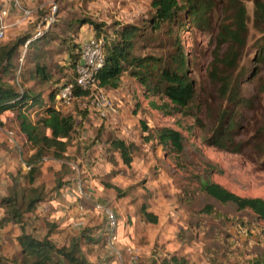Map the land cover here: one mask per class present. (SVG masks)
I'll list each match as a JSON object with an SVG mask.
<instances>
[{"label":"rangeland","instance_id":"rangeland-1","mask_svg":"<svg viewBox=\"0 0 264 264\" xmlns=\"http://www.w3.org/2000/svg\"><path fill=\"white\" fill-rule=\"evenodd\" d=\"M19 1L20 8L13 7V24L8 25L0 40V45L17 39L25 41L13 57V71L4 76L17 92L30 88L41 94L44 105L49 104L51 85L30 79L37 61L45 66L53 82L61 85L75 79L76 69L67 68L65 59L69 54L81 55L91 39L102 42V36L96 38L97 32L88 22L102 26L104 31L113 28L115 22L142 28L133 51L136 57L167 62L180 44L187 76L194 87V106L183 111L174 109L160 95H149L129 75L130 69L122 74L117 89H104L112 104L107 117L99 118L86 110L89 113L71 135L65 158L56 160L46 154L35 167V186L45 189V202L51 193L62 192L57 199L52 197L49 212L36 208L25 219V231L35 237L49 233L58 246L82 234L99 240L90 245L81 241L82 251L92 264H160V257L171 255L183 257L189 264H250V258L264 255V223H255L247 214L215 203L200 190V182L207 179L237 196L264 200V132L260 133L264 127V56L260 61L257 58L264 46V24L256 26L255 0H236L246 10V45L231 69L221 63L230 53L227 45L216 52L219 62L215 68L211 64L224 21L223 10L235 0H213L215 6L206 14L207 21L201 28L183 13L173 24H164L156 32L148 23L153 15L151 0ZM53 6V22L47 26L45 20L51 16ZM38 28L43 33L35 37ZM40 39L38 51L31 50L28 44ZM34 54L39 56L37 61ZM225 76L236 83L239 105L228 103L219 94L218 80ZM55 100L52 106L80 122L74 103L65 105ZM226 108L237 126L229 151L210 143L220 112ZM28 114L36 120L42 109L33 107ZM163 128L181 134L184 154L177 155L172 148L159 145L156 133ZM6 132L14 133L21 152L9 143ZM114 139L133 146L129 166L110 150ZM32 154L19 132L16 115L5 112L0 126V218L4 214L1 204L14 181L25 185L28 170L22 165ZM106 184L117 186L122 197L106 189ZM68 193L76 197L72 205H68ZM207 206L213 210L211 215L203 211ZM142 208L157 217V224L142 221ZM108 211L116 217V233L120 236L113 249L105 238L111 235ZM20 234V225L10 224L0 231L2 254L9 259L20 258L15 241ZM128 250L136 260L128 257Z\"/></svg>","mask_w":264,"mask_h":264},{"label":"trees","instance_id":"trees-1","mask_svg":"<svg viewBox=\"0 0 264 264\" xmlns=\"http://www.w3.org/2000/svg\"><path fill=\"white\" fill-rule=\"evenodd\" d=\"M152 17L148 20L152 32H156L162 25L173 24L179 14L185 13L187 20L196 28H201L206 23V14L214 8L213 0H151ZM254 15L256 26L264 24V1L255 0ZM224 21L221 30L216 37V47L213 54L212 69L218 61L217 51L222 45L229 46L230 53L222 58L221 63L226 68H234L239 57L240 50L245 47L246 40V10L244 6L233 1L223 10ZM93 30L97 32V37L102 36L103 42V67L96 74V82L103 89H117L120 78L128 69L129 75L137 79L145 87L146 92L151 96H161L166 99L174 109L179 111L192 109L194 106V87L187 76V61L182 52L181 45L178 44L177 52L170 55L167 62L162 58L136 57L133 55L136 38L141 29L134 25H122L114 23L110 30H102V26L88 22ZM144 29V28H143ZM21 39L0 45V126L2 125V115L9 111L16 115L19 132L25 137V142L30 146L33 154L25 162L30 166L24 181L25 185L14 181L15 185L3 199L1 208L3 216L0 218V231L8 225H20L21 234L15 241L19 248V260L9 259L2 254L0 246V264H92L82 251L81 241L85 245L97 244L99 240H94L82 234L81 236L70 237L66 245L58 246L51 240L47 233L42 237H35L25 231V219L31 217L36 207L46 200V192L43 187L35 186V167L42 162L46 154H50L56 160H63L71 141V135L77 127H81L83 119L88 115V111L79 109L76 104L78 99L88 92L79 88L74 89L75 110L79 112L80 122L77 123L71 115H63L56 107L52 106L56 102L55 98L59 90L66 84L73 82H53L50 73L45 66L38 64L39 56H35L34 68L30 79L40 85H51L48 94V105L42 102L41 94H36L32 89L27 88L23 92H17L9 82L4 80V76L11 73L14 67L13 57L19 47L24 43ZM41 39L37 42H30L29 48L38 51ZM32 55V54H31ZM264 56V46L258 52V61ZM67 68L74 71L78 64H81V55L69 54L65 59ZM220 84L219 94L222 98H227V102L239 105L240 97L236 91L235 81L225 76L218 80ZM33 107L42 109V114L36 120H31L28 111ZM232 113V111H231ZM197 120V119H196ZM197 123L202 127L197 120ZM237 129L234 116L231 117L229 111L224 109L220 112L219 119L210 143L219 149L229 151L233 142V131ZM264 132L261 129L262 133ZM156 139L163 149L172 148L175 154L185 153L183 137L180 133L163 128L156 133ZM151 138H148V141ZM209 142V140H207ZM131 144H126L123 140L114 139L110 142V150L118 153L124 165L129 166L132 162ZM239 151V150H238ZM237 150L235 153H240ZM65 175V174H64ZM58 182V187H61ZM106 189L113 190L119 197H122L121 190L113 185L106 184ZM201 192L215 203L221 206H230L237 213L247 214L249 218L256 222L264 223V200L260 198H243L237 196L219 184L204 179L200 182ZM204 213L211 215L213 210L210 206L204 208ZM142 221L149 224H157V217L146 212L142 208ZM242 226H246L242 223ZM248 227V226H247ZM249 230V229H248ZM260 243V242H258ZM241 251V250H240ZM243 254V253H242ZM160 264H189L183 257L171 255L161 258ZM250 264H264V255L250 258Z\"/></svg>","mask_w":264,"mask_h":264},{"label":"built area","instance_id":"built-area-1","mask_svg":"<svg viewBox=\"0 0 264 264\" xmlns=\"http://www.w3.org/2000/svg\"><path fill=\"white\" fill-rule=\"evenodd\" d=\"M14 8H20L19 0H10ZM56 11V7H52L51 16L46 19L47 26L53 22V14ZM9 15V9L6 7L0 8V40L3 38L4 31L6 29V24L4 22L5 18ZM43 33L40 28L35 35V37L40 36ZM102 42L99 40L91 39L87 42L81 49V64L76 68V77L73 82L64 85L56 95L58 102L69 105L75 101L74 89L79 88L82 91L88 92L85 96L78 99L79 108L93 111L99 118H106L108 113L107 110L112 109V104L110 99L106 96L105 90L98 86L96 82V74L103 67L104 57H103ZM7 140L9 143L18 151L21 152L20 146L16 142V138L13 132H6ZM27 170L30 166L26 163L23 165ZM80 190V189H79ZM80 192V191H79ZM104 210V209H103ZM107 225L110 229L111 235L106 236L108 245L114 248L118 244L119 238L117 236V220L112 212H106ZM116 250V249H115ZM116 255L118 259L121 260V255L118 250H116ZM128 257L132 260H136V256L133 252L128 250ZM123 264V263H120Z\"/></svg>","mask_w":264,"mask_h":264},{"label":"crops","instance_id":"crops-1","mask_svg":"<svg viewBox=\"0 0 264 264\" xmlns=\"http://www.w3.org/2000/svg\"><path fill=\"white\" fill-rule=\"evenodd\" d=\"M1 7H6V8H8L9 9V15H8V17L7 18H5V20H4V22H5V26H6V29L8 28V25L10 26V25H12L13 24V22L12 21H14L13 19H12V17H13V6H12V4H11V2H10V0H0V8ZM5 29V30H6ZM7 112H9V111H7ZM6 112V113H7ZM23 136V135H22ZM60 192H62V190L60 189L59 191H55V192H53V193H51L50 194V196L48 197V201H50V203L48 202V201H44L45 203H41V204H39L36 208L39 210H43V213L44 212H49L50 211V209L52 208V203H53V199H52V197H54L55 199H57L58 197H60V195H59V193ZM67 193V192H66ZM68 196H69V203H68V205H72L73 203V201H75V196L73 197V196H71V195H73V194H70V193H68L67 194ZM64 197V196H63ZM56 201V200H55ZM105 237V236H104ZM106 238V237H105ZM118 238H119V240H120V236H118ZM107 240V239H106ZM56 244V243H55ZM17 248H18V245H17ZM18 250H19V248H18ZM92 263V262H91Z\"/></svg>","mask_w":264,"mask_h":264}]
</instances>
